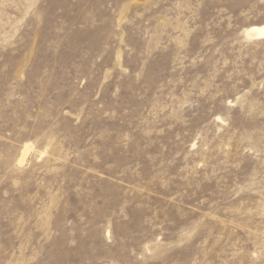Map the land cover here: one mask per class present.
Returning <instances> with one entry per match:
<instances>
[{
  "label": "rangeland",
  "instance_id": "374dc122",
  "mask_svg": "<svg viewBox=\"0 0 264 264\" xmlns=\"http://www.w3.org/2000/svg\"><path fill=\"white\" fill-rule=\"evenodd\" d=\"M261 24L264 0H0V264H264Z\"/></svg>",
  "mask_w": 264,
  "mask_h": 264
},
{
  "label": "bare ground",
  "instance_id": "6f19581e",
  "mask_svg": "<svg viewBox=\"0 0 264 264\" xmlns=\"http://www.w3.org/2000/svg\"><path fill=\"white\" fill-rule=\"evenodd\" d=\"M246 35L250 38H264V24L250 26L246 29ZM28 150H30V145H26L25 153H22L23 156L21 157L19 163L24 161L25 154Z\"/></svg>",
  "mask_w": 264,
  "mask_h": 264
}]
</instances>
